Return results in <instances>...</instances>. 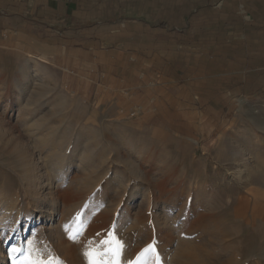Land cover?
<instances>
[{
    "label": "rangeland",
    "instance_id": "374dc122",
    "mask_svg": "<svg viewBox=\"0 0 264 264\" xmlns=\"http://www.w3.org/2000/svg\"><path fill=\"white\" fill-rule=\"evenodd\" d=\"M134 109L84 103L55 68L0 45V264L19 240L44 260L89 264L106 239L122 245L120 264H264L255 120L200 149L139 127Z\"/></svg>",
    "mask_w": 264,
    "mask_h": 264
},
{
    "label": "crops",
    "instance_id": "0c3cea01",
    "mask_svg": "<svg viewBox=\"0 0 264 264\" xmlns=\"http://www.w3.org/2000/svg\"><path fill=\"white\" fill-rule=\"evenodd\" d=\"M0 45L139 127L204 149L255 120L264 142V0H0Z\"/></svg>",
    "mask_w": 264,
    "mask_h": 264
},
{
    "label": "snow or ice",
    "instance_id": "6c2138e0",
    "mask_svg": "<svg viewBox=\"0 0 264 264\" xmlns=\"http://www.w3.org/2000/svg\"><path fill=\"white\" fill-rule=\"evenodd\" d=\"M70 238L74 239L75 237L70 234ZM101 244L106 247V252H94L90 250L89 252L85 253V255L90 257L89 264H103L102 261L94 259L93 257L107 254H110L112 258L110 259L109 264H120L118 259L122 252V245L120 242L116 241L115 246L113 247V241L111 239H106L101 241ZM152 248L153 245H149L143 251H150ZM11 252L16 254L13 264H58V258L51 257L48 260H44L43 254L39 252H36L34 256L32 252L24 251L19 247H12ZM129 264H135V262L130 261Z\"/></svg>",
    "mask_w": 264,
    "mask_h": 264
},
{
    "label": "bare ground",
    "instance_id": "6f19581e",
    "mask_svg": "<svg viewBox=\"0 0 264 264\" xmlns=\"http://www.w3.org/2000/svg\"><path fill=\"white\" fill-rule=\"evenodd\" d=\"M38 74V73H37ZM36 78H38L39 80L43 81L42 80V75L41 74H38L37 76L34 75ZM134 114H136V112H134ZM57 148V147H56ZM51 164V163H50ZM12 211V210H11ZM7 212V211H6ZM2 213V212H1ZM11 215V214H10ZM57 220V219H56ZM50 222V221H49ZM53 224V223H52ZM27 232V226L24 228V230L22 231V233H25L26 234ZM85 237V236H84ZM20 243V240L17 242V245L15 247H19V244ZM12 253V252H11ZM12 254H15V253H12ZM99 257V256H98ZM98 259V258H97ZM101 261L103 262L104 260L101 258Z\"/></svg>",
    "mask_w": 264,
    "mask_h": 264
}]
</instances>
